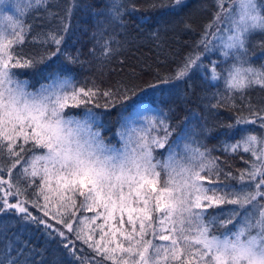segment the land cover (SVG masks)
<instances>
[{
	"label": "snow or ice",
	"instance_id": "obj_1",
	"mask_svg": "<svg viewBox=\"0 0 264 264\" xmlns=\"http://www.w3.org/2000/svg\"><path fill=\"white\" fill-rule=\"evenodd\" d=\"M46 2L0 0V161L10 158V169L17 165L21 169L17 183L24 176L39 189L38 195L33 191L35 198L31 201L20 199L9 203L0 195V216L12 210L22 224L42 227L49 240L59 238L58 246L65 256L71 257L72 264H83L77 258L78 254L82 255L76 247L77 241L99 251L112 264H251L249 258L257 250L264 252V114H261L264 109L247 118L237 117L234 124L226 126L233 139L221 142L224 151L250 154V159L245 161L249 167L237 174L221 167L219 158L211 155L202 140H196L198 133L192 121L188 122L183 151L168 152L171 145L167 113L150 119L144 128L122 125L117 132L121 145L107 144L95 123L99 114L88 105L98 95L111 100L119 95V90L77 89L70 77L59 75L51 83L30 90L29 82L17 76L18 69L35 67L57 53L76 62L63 48L68 31L63 21L60 35L44 34L47 38L42 44L56 47L41 59L26 57L22 48H13L25 40L26 27L17 17ZM215 2L220 8L216 21L223 14L229 27L214 36L218 43L212 47L208 46L206 36L199 43L204 45L206 53L219 51L225 59H235L228 72L229 88L243 90L252 84L264 87V67H244L248 22L260 19L253 14L254 0H239V19L237 14L224 9L225 0ZM175 3L179 5L182 0ZM122 7L120 0H112L113 20L120 19ZM13 10L16 15L11 14ZM105 47L111 51L109 44ZM197 59L199 55L190 56L179 76H186ZM208 63L211 65L212 60ZM212 72V79H218L216 68ZM160 86H168L170 94H180L174 79L165 78ZM81 105L91 119L70 114ZM257 125L259 135L253 134ZM157 127L162 136L152 135ZM19 141L22 143L18 145ZM157 148L168 152L167 157L157 159L153 154ZM29 152L30 159L23 160L22 154ZM5 183L12 187L10 182L2 180L0 187ZM22 194L17 187L15 195ZM29 203L43 215H33L26 206ZM81 211L93 215L81 219ZM242 212L236 230L228 229ZM49 216L63 225L67 233L60 228L53 233ZM214 225L225 231L217 235L212 230ZM97 232L99 239L95 238ZM0 264H16V261L10 258Z\"/></svg>",
	"mask_w": 264,
	"mask_h": 264
},
{
	"label": "trees",
	"instance_id": "obj_2",
	"mask_svg": "<svg viewBox=\"0 0 264 264\" xmlns=\"http://www.w3.org/2000/svg\"><path fill=\"white\" fill-rule=\"evenodd\" d=\"M8 2L12 3L13 0ZM120 2L123 7L120 9L122 15L119 20L111 17L112 0H47L18 16L23 21L26 32L24 42L13 45L14 49L22 48L26 57L41 59L56 47L51 43L42 44V40L47 38L44 34L60 35L63 21L68 26L63 48L76 62L72 63L57 53L35 67L18 69L17 76L29 82L30 90H37L42 84L51 83L57 75L70 77L77 89L84 87L98 92L119 90V95H114L111 100L98 95L88 105L99 114L95 123L101 129V135L107 144L117 147L121 145L118 130L122 125L131 128L135 109L139 104L148 102L159 109L160 115L167 113L170 117L168 125L171 146L168 147V152L183 151L182 146L189 131L188 122L192 121L198 133L196 140H202L211 150V155L219 158L217 162L221 167L230 169L233 174L248 168L249 164L245 161L250 159V154L242 151L226 153L225 145L221 142L233 139L226 126L234 124L237 117L247 118L251 113L264 109V87L252 84L243 90L229 88L228 72L235 59H225L219 51L204 55V45L199 42L207 37L211 27L214 28L215 15L220 12L215 0H182L179 5L175 0ZM162 4L164 6L161 7ZM5 13L8 11L5 10ZM11 14L16 15L14 10ZM106 43L110 45L111 51L105 47ZM262 44L264 31L246 36L247 63L244 67H264ZM197 55L200 59L196 65L187 70L186 76H179V70L184 67L185 61L190 56L196 58ZM209 59L212 60L211 65L208 63ZM213 68H216L215 75L221 81L212 79ZM165 78L175 80L176 88L180 90L179 95L175 92L170 94L168 86H160L161 80ZM131 101H134L132 106L124 107ZM70 114L91 119L83 105L73 109ZM152 118L154 117L149 120ZM204 128L210 131L205 133L202 131ZM259 132L257 125V131L253 134L259 135ZM157 134L163 135L159 127L152 133L153 136ZM19 143L22 141L18 145ZM168 152L157 148L153 154L157 159H163ZM31 155L30 152L24 153L22 159H30ZM9 169L10 158L4 157L0 161V180L11 183L12 187L7 188L13 196L33 200V191L38 195L39 189L29 184V178L24 176H20L17 183L21 170L19 165L11 168L10 174ZM164 178L162 172L161 182ZM17 187L22 195H15ZM0 195H3L2 187ZM40 203H43L42 196ZM26 206L33 215H43L39 208H33L30 203ZM91 215L93 214L81 211L79 218ZM241 215L242 218L244 213ZM241 218H235L234 223L227 228L235 231ZM47 219L53 225V233L56 228L67 233L63 225L57 224L51 216ZM100 222L102 221L97 223ZM0 225V261L7 262L11 258L16 264H72L71 257L65 256L63 249L58 246L59 238L49 240L42 227L22 224L18 215L12 214V210H9V214L0 216ZM212 230L217 235L225 231L215 225ZM95 238L99 239L98 232ZM81 245L82 242H76V247L82 253L77 258L83 264L98 261L112 264L99 251Z\"/></svg>",
	"mask_w": 264,
	"mask_h": 264
},
{
	"label": "rangeland",
	"instance_id": "obj_3",
	"mask_svg": "<svg viewBox=\"0 0 264 264\" xmlns=\"http://www.w3.org/2000/svg\"><path fill=\"white\" fill-rule=\"evenodd\" d=\"M260 4H261V7H264V0H260ZM224 9L229 10L232 13H235L236 8H235L234 2H230V0H225ZM228 27H229V24L222 14L221 19L219 21L215 22L214 28L211 27V29L207 35L208 46L212 47L213 45L217 44L218 41L214 38V36L216 34H222L224 32V30L227 29ZM254 32H259V31H254ZM254 32H251V33H254ZM251 33H249V34H251ZM249 34H247V35H249ZM208 54H211V53L205 52L204 55H208ZM199 59H197V61H199ZM216 80L221 81L219 77ZM216 80H214V81H216ZM134 101H131L130 103L125 104L124 107H126L128 105L132 106ZM135 110L136 111L134 113V117L131 119V124H130L131 127L144 128L147 126V123H148V120L150 117H157L160 115L159 109L157 107L152 106L148 102H143V103L139 104L138 108ZM7 186H8L7 183H5L4 186L2 187V192H3V195L5 196V199H7L9 203L19 201L20 198H18L17 196H13L10 189L8 190L9 187L7 188ZM239 218H241V217H239Z\"/></svg>",
	"mask_w": 264,
	"mask_h": 264
},
{
	"label": "clouds",
	"instance_id": "obj_4",
	"mask_svg": "<svg viewBox=\"0 0 264 264\" xmlns=\"http://www.w3.org/2000/svg\"><path fill=\"white\" fill-rule=\"evenodd\" d=\"M255 6H256V11L253 13L255 15H258L260 19L256 22L249 21L248 22V27H247V32L245 35L254 32V31H264V7H261L260 0H254ZM235 14H237V19H239L238 13L240 10V4L239 0H235ZM5 15H8V13H5ZM240 65L237 63V67ZM255 231V230H254ZM223 239V237H221ZM251 260V264H264V252H260L257 250L255 256L249 258Z\"/></svg>",
	"mask_w": 264,
	"mask_h": 264
}]
</instances>
